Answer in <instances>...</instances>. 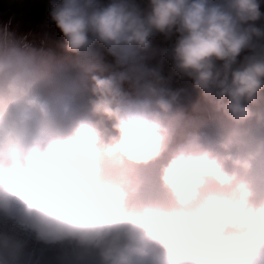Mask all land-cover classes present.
I'll return each instance as SVG.
<instances>
[{
	"label": "clouds",
	"instance_id": "9594fccd",
	"mask_svg": "<svg viewBox=\"0 0 264 264\" xmlns=\"http://www.w3.org/2000/svg\"><path fill=\"white\" fill-rule=\"evenodd\" d=\"M0 36V264H264V0H49Z\"/></svg>",
	"mask_w": 264,
	"mask_h": 264
},
{
	"label": "rangeland",
	"instance_id": "374dc122",
	"mask_svg": "<svg viewBox=\"0 0 264 264\" xmlns=\"http://www.w3.org/2000/svg\"><path fill=\"white\" fill-rule=\"evenodd\" d=\"M48 3L49 0H0V36L8 33L36 44L54 42L58 33L48 20Z\"/></svg>",
	"mask_w": 264,
	"mask_h": 264
},
{
	"label": "trees",
	"instance_id": "16d2710c",
	"mask_svg": "<svg viewBox=\"0 0 264 264\" xmlns=\"http://www.w3.org/2000/svg\"><path fill=\"white\" fill-rule=\"evenodd\" d=\"M40 7V6H39ZM26 9V8H25ZM12 10V9H11ZM24 10V9H23ZM41 10H43V8L41 9V8H39V11H41ZM20 11V10H19ZM25 11V10H24ZM14 15V12H11V15Z\"/></svg>",
	"mask_w": 264,
	"mask_h": 264
}]
</instances>
